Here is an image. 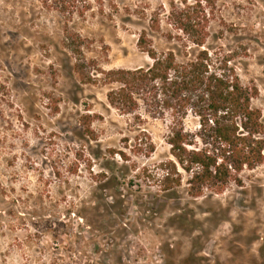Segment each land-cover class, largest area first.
Segmentation results:
<instances>
[{
  "label": "rangeland",
  "instance_id": "obj_1",
  "mask_svg": "<svg viewBox=\"0 0 264 264\" xmlns=\"http://www.w3.org/2000/svg\"><path fill=\"white\" fill-rule=\"evenodd\" d=\"M184 2L258 89L264 126V0H0V264H264V162L197 198L184 175L177 199H161L168 120L146 118L155 150L144 156L131 116L93 81L151 63L143 29L156 49L172 46L168 10Z\"/></svg>",
  "mask_w": 264,
  "mask_h": 264
},
{
  "label": "trees",
  "instance_id": "obj_2",
  "mask_svg": "<svg viewBox=\"0 0 264 264\" xmlns=\"http://www.w3.org/2000/svg\"><path fill=\"white\" fill-rule=\"evenodd\" d=\"M195 7L186 2L171 4L172 31L163 37L173 44L165 50L156 49L147 30L141 31L138 46L150 64L101 70L93 80L108 86L106 100L111 108L131 116L134 148L144 156L155 150L144 128L146 118L168 120L165 141L171 159L159 165L161 199H177L184 175L186 194L197 198L207 190L221 193L231 181L241 183L243 170L264 162V126L260 110L252 106L258 89L244 85L231 58L210 46L209 19L191 15ZM148 27L161 31L158 15L150 17ZM188 118L192 126L187 125ZM110 153L128 159L122 150ZM158 201L154 205L165 206ZM173 219L196 229L197 220L185 212L175 213Z\"/></svg>",
  "mask_w": 264,
  "mask_h": 264
}]
</instances>
